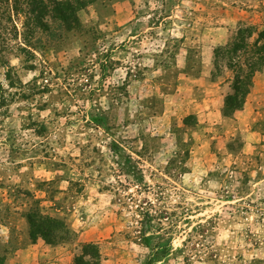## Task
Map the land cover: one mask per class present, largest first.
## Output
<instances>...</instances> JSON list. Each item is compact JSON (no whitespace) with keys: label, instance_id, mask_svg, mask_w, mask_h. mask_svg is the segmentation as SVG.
<instances>
[{"label":"rangeland","instance_id":"rangeland-1","mask_svg":"<svg viewBox=\"0 0 264 264\" xmlns=\"http://www.w3.org/2000/svg\"><path fill=\"white\" fill-rule=\"evenodd\" d=\"M64 1L0 26V264H264V67L230 110L215 53L264 0Z\"/></svg>","mask_w":264,"mask_h":264},{"label":"trees","instance_id":"trees-1","mask_svg":"<svg viewBox=\"0 0 264 264\" xmlns=\"http://www.w3.org/2000/svg\"><path fill=\"white\" fill-rule=\"evenodd\" d=\"M79 5V1L64 0H0V26L4 20V24H12L13 31H17L16 25L13 24L15 18L19 15L24 16L26 20L22 28L38 35L34 43L29 40L24 41L22 45L25 47H20L21 50L30 53L29 47L45 43V29L46 32L55 31L52 37L56 38L61 35L62 29L74 28L73 25L78 21L76 13L80 9ZM45 16L50 18L51 23H55L56 27L45 24ZM2 45L4 46V43ZM215 53L216 58L225 59L226 67L233 74L232 92L226 96L225 107L230 110L240 109L249 94L252 78L264 67V28L240 26L235 39L229 45L218 47ZM8 63L5 58L0 57L1 66L9 68ZM82 252L89 254L86 246L83 247ZM76 263L92 264L83 258L76 259Z\"/></svg>","mask_w":264,"mask_h":264}]
</instances>
